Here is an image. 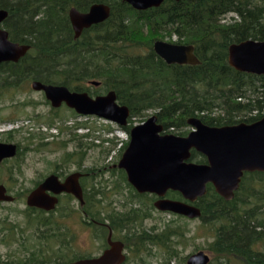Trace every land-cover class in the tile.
I'll return each instance as SVG.
<instances>
[{"label": "rangeland", "instance_id": "rangeland-1", "mask_svg": "<svg viewBox=\"0 0 264 264\" xmlns=\"http://www.w3.org/2000/svg\"><path fill=\"white\" fill-rule=\"evenodd\" d=\"M118 1L111 0L110 6L114 7ZM233 1L217 0L218 5L224 4L230 9L237 8V11H248L249 14L243 13L244 19L242 21L236 11L226 10L220 14L216 13L209 24L213 31L219 30L216 39L220 41L221 37H226V40L230 41L234 39L236 32H244L248 39L264 41V0H237L234 1L236 4ZM225 9L221 7L217 10L219 12ZM120 17L128 28L131 39L135 42L155 41L156 39V41L162 40L172 44L193 45L205 34L204 25L198 21L190 26L182 27V24V26L176 25L173 27L167 24L164 17H158L150 21L137 20L136 16L131 13H122ZM178 27L181 28L179 35L176 34ZM44 28H41L42 33L45 32ZM58 28L63 32V26L59 24ZM195 48H197L198 54L202 52L201 47ZM29 60L33 62L35 60L38 68L45 74L49 73L50 77L55 80L65 79V75L79 79L87 76L89 81L105 80V83L98 88L89 86L88 81L81 83L86 87L89 86V94L92 97L106 94L113 82L124 85L126 89L130 88L131 91L137 94V101L132 105L134 116L131 119L132 124L145 121L152 114L159 112L161 107L180 99L175 85L176 82H174L172 76V69L169 67L171 65L167 63L163 65L158 57H142L139 61H133L134 59L119 58V56L116 57L109 52L89 50L77 52V50L69 49L60 53H50V55L35 52L29 56ZM251 75V77H239L233 74L232 77L226 79L225 88L234 91L230 96L229 103L227 101V91L223 92L224 94L215 91L210 97V89L206 87L207 85L201 82L197 83L195 90L198 91V94L207 96L200 98L203 108H207L206 111L200 113L207 118H214L223 123L227 120L240 122L257 116L259 112L256 110L250 112L251 107H248L247 104L250 100L264 98V94L261 92L262 81H259L258 77H254L258 75ZM237 89L240 90L241 94L237 93ZM26 91L28 92L15 97V101H10L8 98L0 99V133L5 132L7 134L10 130L15 129L17 131L12 136L9 133V136L6 135L7 142H22L23 145L31 148L28 153L21 152L20 158L22 159L17 157V160H20L21 174L14 169L15 162L0 166V179L5 181L4 185L8 188L9 193L16 197L13 203H0V228H8L11 225H20L23 230L30 228L31 224H29L28 217L30 214L26 204L29 192L34 188L37 181L56 170V164H62V160L67 153L72 154L77 150L79 151L77 142H83L85 145L83 150V153L86 154L84 168L88 172L95 173L89 178L90 184L93 183L92 179L98 178L99 180L95 179V183L102 182L99 184L100 188L108 185L107 189L100 190L105 194L103 199L99 197L101 200L99 205L102 212L101 218L105 217L112 209L129 211L132 208L139 210L140 215L146 213V211L147 214L150 213L146 207L147 205L136 201L131 196V190L127 189L123 183L120 184L119 181L122 175L118 173L117 168L113 167L119 162V150L129 141L126 133L119 130L114 123L97 117L79 116L68 108L56 110L55 112L44 94L35 92L30 88ZM143 93L148 96L146 101L139 100ZM240 95H243L244 98H240ZM206 98L208 102L205 103ZM29 101H33L35 106L25 107L22 110L21 102ZM239 103L243 107L240 110L231 108V106H237ZM17 108L20 111H16ZM52 114L56 116L53 125L56 128L54 129L68 127L70 130L57 138L55 137V139L52 136L48 137L49 134H53L50 128L48 132H44V129L48 127V121L53 117ZM52 127L51 129H53ZM183 131L190 133L192 127L188 125ZM38 136L45 138L44 142L48 143L46 147L40 148ZM31 138L33 144L28 145V139ZM97 139L100 142H96ZM103 139L111 140L113 143L108 141L104 144L101 142ZM69 141L70 143H68ZM39 148L40 150H38ZM75 156L79 157L81 153H77ZM72 159H75V157L73 156ZM66 169H68L67 173L78 170L75 161H72ZM8 170H13L12 179H9ZM263 178L264 176L259 174L244 176L239 189L235 193V203L241 215L250 213L249 216L242 217L247 222V228L257 232H264V190L259 186V182ZM113 183L123 188V194H117L116 190L112 189ZM67 201L71 203L69 207L81 211L79 203L68 198L64 199L62 210L68 206ZM146 203H149V201L147 200ZM69 207L66 209L70 210ZM58 215L54 219L58 218ZM82 217L83 215H73L63 222L66 223L71 234H75L76 250L81 255H99L103 251L104 242L96 237L98 235L94 233V229H90L82 223ZM35 218L33 215V219ZM202 223L200 219L189 220L170 213L151 210V215L145 219L139 228L140 233L132 234L134 230L130 232L126 229L119 232L117 236L129 243H127L128 246H126L125 251L128 257L127 264H168V255L163 248L148 245L146 250H137L134 237L143 232H161L167 226L182 227L187 232L183 241L184 246H179L178 255L171 260L170 264H187L188 257L199 251H204L211 257V264H225L224 259L217 257L209 250L213 238L209 234L208 227ZM35 232L37 231L33 225L26 238L28 240L32 239ZM2 237L1 235L0 260L2 262L9 260L10 255L16 254L20 258L25 255L24 251L26 249L19 242L6 245L1 241ZM230 264H239V262L236 261Z\"/></svg>", "mask_w": 264, "mask_h": 264}, {"label": "trees", "instance_id": "trees-1", "mask_svg": "<svg viewBox=\"0 0 264 264\" xmlns=\"http://www.w3.org/2000/svg\"><path fill=\"white\" fill-rule=\"evenodd\" d=\"M98 3L111 5V0H0V9L9 12V16L4 22V27L9 32L10 39L14 42L30 44L33 49L18 63L7 62L0 64V99L8 98L10 101H15V97L28 92L26 91L28 88L32 89L30 83L34 80H40L44 83L62 84L68 86L72 91L82 92L85 90L82 85L77 83V80H70L66 75L65 79L55 80L50 77L49 73L45 74L42 72L35 64V60L34 62L29 60V56L35 52L50 55V53H60L69 49L77 50V52L82 50L102 51L109 52L116 57L119 56V58L134 59L133 61H139L142 57H156L153 50L156 39L155 41L147 40L145 42H135L131 39L129 30L120 17L122 13H131L140 21H150L158 17H164L167 20V24L173 27L176 25L182 26V24V27L190 26L196 21L201 22L205 27L204 36L193 43L195 47H201L202 49V52L198 54L196 48L201 64L198 66H169L172 69V76L174 82H176L175 85L180 99L160 108L158 116L165 125V129L172 131L178 136H186L189 133L183 130L188 127V120L196 116L205 124L213 127L238 123L234 120H227L223 123L202 115L200 112L206 111L207 108H203L200 98L207 96L204 94L199 95L198 91L195 90V85L199 82L206 84V87L210 89V97L215 91H220L222 94L227 91V101L229 103L230 96L234 91L225 88L226 79L232 77L231 75L233 74L239 77L252 76L251 74L237 72L228 63V48L230 44L247 40L248 37L245 33L236 32L234 39L227 41L226 37H221V40L218 41L216 35L219 34V30L213 31L209 25L216 13L220 14L226 10L236 11L243 21V13L249 14L248 11H237V8H233V10L224 4L218 5L217 0L166 1L159 8L137 11L123 0H119L114 7L111 6V17L105 23L85 30L79 39L74 40L69 20L70 9L75 7L80 11L86 12L92 5ZM227 3L229 4L230 2ZM234 3L236 4V2ZM232 5L235 6L234 4ZM221 7L226 9L218 12L217 9ZM57 24L64 27L63 32L58 28ZM42 27H45L44 33L41 31ZM180 30L181 28L178 27L176 34L179 35L181 33ZM57 33L58 35H56ZM160 62L163 65L165 64L161 59ZM254 77H258V80L262 81L261 92L264 94V76ZM124 87L120 83L115 84L113 82L110 90L118 92V99L121 104L133 107L132 105L137 101V94L131 91L130 88L126 89ZM125 89L127 92L130 91L132 93L130 99L129 95L125 93ZM237 93L241 94L239 89H237ZM147 97V94L143 93L139 100L146 101ZM239 97L244 98L243 95ZM206 102H208L207 98ZM20 106L23 110L25 107L35 106V104L33 101L21 102ZM247 106L251 107L250 112L256 110L259 113L255 117L240 122L252 123L264 116V98L250 100ZM231 108L240 110L243 107L239 103V105L231 106ZM54 110L55 112L56 110L59 111V109ZM16 111H20L19 108ZM71 111L77 114L74 110L71 109ZM51 116L53 117L48 121L50 127L54 125L56 118L54 114ZM130 130L131 127H128V133H130ZM9 135L11 136L12 133ZM38 139L40 148L48 145V143L43 142V138L38 137ZM108 141L112 142L111 140L103 139L104 144ZM32 144V138L28 139V145ZM26 149L31 150V148ZM75 155V152L69 154L66 159L73 156L76 157ZM83 155L85 156V154ZM191 160L196 163L207 162L206 157L196 151H192ZM248 174L264 176V173L258 172L247 173L246 175ZM123 175V181L131 190V196L136 201L142 202L143 205H147L146 207L150 211L149 214L146 211V213L140 215L139 210L132 208L129 211L112 209L105 217L101 218L100 201L97 198L102 195L100 194L102 189L90 190L86 195L88 205L85 207V213L96 221H108L116 237H118L117 234L119 232L126 229L130 232L134 230L132 234L140 233V226L151 215V210H155L153 204L155 198L138 194L128 183L124 172ZM259 186L264 190V178L260 180ZM107 188L108 185L104 186L103 190ZM112 189L114 190V187ZM116 191L121 192L122 188H116ZM103 196L105 197L104 193ZM168 197L182 200V196L177 192H169ZM147 200L149 203H146ZM66 203L68 204L67 207L71 204L68 201ZM196 203L202 210L200 220L204 226L208 227L209 234L213 238V242L209 247L210 251L217 257L224 259L225 264L236 261L239 264H264V232H257L247 228V222L242 217L249 216L250 213L241 215L235 199L226 201L217 194L215 188L210 184L207 187V194ZM66 208L62 210V206H60L55 212H45L37 208L28 207L30 228L23 230L20 225L0 228V236H3L1 238L2 242L6 245L19 242L26 249L22 258L16 254L10 255L9 260L0 261V264H70L80 259L94 257L81 255L76 250V236L71 234L68 226L63 221L73 215H82V212L71 207H69L70 210ZM33 215L36 217L35 219H33ZM56 215H58V218L54 219ZM178 217L183 218L181 216ZM82 223L88 228L94 229V233L98 235L96 237L103 240L104 245H106L109 235L107 228L87 220L82 221ZM33 225L37 232H35V236L32 239L28 240L26 235ZM186 235L187 232L182 227L173 228L167 226L161 232H143L135 236L134 239L136 240L135 244L137 243V250H146L148 245L163 248L168 255L167 263L170 264L171 260L177 257L178 248L183 245ZM125 242L128 243L127 240ZM127 263L128 258L124 264Z\"/></svg>", "mask_w": 264, "mask_h": 264}, {"label": "water", "instance_id": "water-1", "mask_svg": "<svg viewBox=\"0 0 264 264\" xmlns=\"http://www.w3.org/2000/svg\"><path fill=\"white\" fill-rule=\"evenodd\" d=\"M137 11L159 8L166 1L180 0H123ZM112 14V7L98 3L82 12L73 7L69 19L79 39L84 30L105 23ZM9 12L0 9V64L18 63L31 50L30 44L14 42L3 27ZM154 52L168 65L198 66L201 64L194 45L172 44L162 40L154 42ZM228 63L241 73L264 76V41L248 39L231 44ZM31 88L43 92L52 108L65 104L78 115L97 117L120 127L129 124L131 111L117 102L114 91L104 96L91 97L87 92H73L62 85L44 84L33 81ZM192 131L186 136L166 134L164 126L158 123V116L152 115L145 122L134 125L130 142L118 167L127 173L128 182L140 193L156 194L161 199L155 203L157 210L186 217L190 220L202 216L195 203L207 194L212 185L219 196L232 201L247 173H264V116L253 123H239L220 127L205 124L200 118L188 120ZM15 144L0 142V162L17 155ZM192 151L206 157V163L191 160ZM80 174H72L65 182L52 175L27 197L28 207L46 212L53 211L62 193L74 195L84 206ZM169 191L178 192L183 201L167 199ZM53 194V195H52ZM14 196L0 185V203H13ZM109 248L91 258L80 259L71 264H124L127 261L125 244L108 238ZM211 257L204 251L192 254L187 264H210Z\"/></svg>", "mask_w": 264, "mask_h": 264}, {"label": "flooded vegetation", "instance_id": "flooded-vegetation-1", "mask_svg": "<svg viewBox=\"0 0 264 264\" xmlns=\"http://www.w3.org/2000/svg\"><path fill=\"white\" fill-rule=\"evenodd\" d=\"M83 12V11H82ZM70 20V19H69ZM71 23V22H70ZM71 27H72V24H71ZM88 30V29H87ZM72 31H73V34H74V40H77L76 38H75V32H74V30H73V27H72ZM85 31V30H84ZM83 31V32H84ZM240 43V42H239ZM196 49V48H195ZM33 49H32V45H31V50H30V52L32 51ZM228 51H229V48H228ZM155 53V52H154ZM156 54V53H155ZM196 55H197V53H196ZM156 57H158L159 59H161L157 54H156ZM164 63H166L163 59H161ZM171 66H176V65H171ZM177 66H181V65H177ZM186 66H189V65H186ZM235 70V69H234ZM238 72V71H237ZM241 73V72H240ZM247 74V73H246ZM67 76V75H66ZM70 80H77V83L78 84H80V85H82L83 87H84V89L85 90H83L82 92H87L88 94H89V86L91 85V86H94V87H96V88H98V87H100L101 85H103L105 82V80H101V81H93V80H91V81H89V80H87L88 79V77L87 76H85V77H83V78H81V79H77V78H71L70 76H67ZM34 81H36V80H34ZM37 81H40V80H37ZM85 81H88V85L89 86H87L86 87V85L84 86L83 84H81L82 82H85ZM33 82V81H32ZM31 82V83H32ZM40 82H42V81H40ZM42 83H44V82H42ZM115 84H117L116 82H114ZM44 84H52V85H62V84H56V83H44ZM62 86H65V85H62ZM66 87H68V86H66ZM69 88V87H68ZM70 89V88H69ZM71 90V89H70ZM72 91V90H71ZM112 91H114L115 93H116V96H117V102L120 104V105H122V106H127L129 109H130V111H131V118H130V120H129V124L127 125V126H125V127H120V126H118L117 125V127L119 128V130H121V131H123L124 133H126V135H128V138H129V141H127L126 143H125V145H123V148H121V150H119V162H120V160H121V158H122V156H123V154H124V152H125V150L127 149V147H128V145H129V142H130V133H131V130H132V127L134 126V125H139V124H141V123H143V122H145V121H142V122H139V123H134V124H132L131 123V119L134 117L133 116V114H132V107H130V106H128V105H125V104H121V102H120V100L118 99V92H116L115 90H109L106 94H103V95H96V96H93V98H95V97H97V96H104V95H107L108 93H110V92H112ZM73 92H78V91H73ZM82 92H79V93H82ZM40 93H42V94H44L43 92H40ZM125 93L126 94H128L129 95V99L131 98V92L130 91H128L127 92V90L125 89ZM90 95V94H89ZM44 96H45V94H44ZM92 97V96H91ZM46 98V97H45ZM48 101V100H47ZM49 102V101H48ZM50 103V102H49ZM50 105H51V103H50ZM52 107V106H51ZM64 108H68L65 104H63L61 107H59V108H53V109H59V110H61V109H64ZM68 109H70V108H68ZM71 110V109H70ZM78 115V114H77ZM152 115H157L158 116V112L157 113H154V114H152ZM151 115V116H152ZM80 116V115H79ZM151 116H149V117H151ZM84 117V116H83ZM90 117V116H89ZM260 120V119H259ZM258 121V120H257ZM256 122V121H255ZM158 123L159 124H162L163 126H164V130H165V133L166 134H174L172 131L170 132V131H168V130H166L165 129V125L163 124V122L159 119V116H158ZM240 123H242V122H240ZM244 123H246V122H244ZM253 123V122H252ZM237 124H239V122L237 123ZM248 124H250V123H248ZM231 125H235V124H231ZM225 126H227V125H225ZM128 127H131V130H130V133H128V131H127V128ZM213 127V126H212ZM50 128V131L53 133V134H49V136L48 137H53V139H55V137L57 138L58 136H60L61 134H63V133H65V132H67V131H70L69 130V128L68 127H66V128H64V129H62V128H59V129H54V128H56L55 126H53L52 128L53 129H51V127L48 125V127L47 128H45L44 130V132H48V129ZM57 130H59V131H57V133L56 134H54L55 132ZM17 130H15V129H12V130H10L8 133L10 134V133H14V132H16ZM39 131H41V130H39ZM43 131V130H42ZM8 133L6 134L5 132H2V133H0V142L1 143H5V144H15L16 146H17V149H18V151H17V155L15 156V157H13V158H9V159H4L2 162H0V166H3V165H8V164H10L11 162H15V166H14V169H16L20 174L22 173V169H21V165H20V160H17L18 158L17 157H19L20 158V156H21V152L23 151V152H25V153H28L29 152V149H26V148H29L27 145H23V143L22 142H17V143H11V142H7V139H5V137H6V135L7 136H9L8 135ZM174 135H176V134H174ZM12 136V135H11ZM39 138H43V142H44V140H45V138L44 137H42V136H38ZM48 139V138H47ZM97 141H99V139H97L96 140V142ZM100 142V141H99ZM101 142H103L102 140H101ZM68 143H70V141L68 142ZM78 143V145H77V147L79 148V151L77 150L76 152H75V154H77V153H81V156H79V157H75V159H72V158H68V159H66L67 158V156L69 155V153H67L66 154V156H65V158L62 160V164L61 165H58V164H56V170L55 171H53L52 173H50L48 176H46V177H44V178H42L41 180H39V181H37L36 183H35V186H34V188L32 189V190H34V189H36V188H38L41 184H43L45 181H46V179L48 178V177H50V176H52V175H55V176H57L58 177V179L60 180V182H65L66 181V179L69 177V176H71L72 174H75V173H77V174H80V178H79V182H80V185H81V188H82V191H83V197H84V201H85V204H84V206H82L81 205V203H80V201L74 196V195H72V194H66V193H62V194H60V195H58L57 196V198H58V200H59V203L57 204V206H56V208L53 210L54 212L56 211V209L58 208V207H60V206H62L63 205V202H64V199H66V198H69V199H71V200H73L74 202H77V203H79V205H80V210H81V212H82V215H83V221H84V219H86L87 221H91V222H94L95 224H97V225H99V226H103L104 228H107L108 230H109V235H108V237H107V241H106V245H104V247H103V251H102V253L106 250V249H108L109 248V244H108V238H109V236H110V233H112V239H113V241H122L124 244H125V251H126V246H127V243L125 242V240H121V238H118V237H116L115 235H114V232H113V230L111 229V227H110V225H109V222L108 221H96L95 219H93V218H90V216L88 215V214H86L85 213V207L88 205V201H87V199H86V195L88 194V191H90V190H94V189H102L103 190V188H100L99 187V184L100 183H102V182H97V183H95V179H97V180H99L98 178H94V179H92L93 180V183L92 184H90V182H89V178H90V176H93V175H95V173L94 172H88V170H86L85 168H84V164H85V162H86V154L85 153H83V150L85 149V145L83 144V142H77ZM21 144V145H20ZM38 150H40V148L38 149ZM20 153V154H19ZM71 154V153H70ZM83 154H85V156L83 155ZM20 159H22V158H20ZM72 161H75V165H76V167H77V169L78 170H76V171H74V172H71V173H67V170L69 169H66L67 168V166L72 162ZM119 162H118V164H119ZM118 164H116V165H114L113 167L114 168H117L119 171H118V173L119 174H121L122 176H121V179H120V184L121 183H123L124 184V186L127 188V189H129L128 188V186L125 184V182L123 181V177H124V175H123V172L125 173V175H126V177H127V173H126V171L125 170H123V169H120L119 167H118ZM14 165V164H13ZM7 174L9 175V179H12V177H13V170L11 171V170H8L7 171ZM127 181H128V177H127ZM4 182L5 181H3V180H1L0 179V185H4ZM3 183V184H2ZM95 183V184H94ZM129 183V182H128ZM242 183V182H241ZM6 184V183H5ZM130 184V183H129ZM131 185V184H130ZM5 187H6V185H4ZM132 186V185H131ZM113 187H114V190H116V188H121L119 185H116V183L114 184L113 183ZM132 188H133V190H135L138 194H140L133 186H132ZM6 189L8 190V188L6 187ZM31 190V191H32ZM130 190V189H129ZM30 191V192H31ZM30 192H29V194H30ZM101 192V191H100ZM169 192H174V191H169ZM168 192V193H169ZM237 192V191H236ZM8 193H9V191H8ZM116 193L117 194H123V188H122V191L121 192H117L116 191ZM168 193L166 194V197L165 198H167V199H171V200H176V201H183V202H186L184 199H183V197H182V200H179V199H173V198H170V197H168ZM178 193V192H177ZM10 194V193H9ZM28 194V195H29ZM100 194H102V195H100L99 197H102V199L104 198V196H103V192L102 193H100ZM180 194V193H179ZM53 195V194H52ZM140 195H147L148 197H151V198H155L154 199V207H155V203L158 201V200H160L161 198L158 196V195H156V194H150V193H144V194H140ZM181 195V194H180ZM13 196V195H12ZM182 196V195H181ZM28 197V196H27ZM15 198V200H16V197H14ZM234 199H235V197H234ZM233 199V200H234ZM15 200H14V202H15ZM232 200V201H233ZM98 201H100L99 202V205H100V203H101V200L98 198ZM199 201V200H198ZM197 201V202H198ZM197 203H195V205H196ZM198 208H200L198 205H196ZM155 210H157L156 209V207H155ZM200 210H201V208H200ZM44 211V210H43ZM157 211H159V210H157ZM46 212V211H45ZM52 212V211H51ZM159 212H161V211H159ZM201 212H202V210H201ZM162 213H169V212H162ZM170 214H172V213H170ZM81 215V216H82ZM173 215H175V214H173ZM176 216H179V215H176ZM181 217H183V216H181ZM183 218H185V219H188V218H186V217H183ZM201 218V217H200ZM199 218V219H200ZM190 220V219H189ZM128 258V257H127ZM0 261H2V260H0ZM78 261V260H77ZM71 264V263H70Z\"/></svg>", "mask_w": 264, "mask_h": 264}]
</instances>
